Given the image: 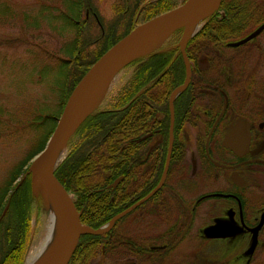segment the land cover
Wrapping results in <instances>:
<instances>
[{"label":"flooded vegetation","instance_id":"flooded-vegetation-1","mask_svg":"<svg viewBox=\"0 0 264 264\" xmlns=\"http://www.w3.org/2000/svg\"><path fill=\"white\" fill-rule=\"evenodd\" d=\"M230 26L206 24L190 42L172 131L185 64L157 79L170 81L166 105L145 97L123 135L110 126L75 155L63 188L82 226L108 227L81 235L67 264H264V0L250 31L231 40Z\"/></svg>","mask_w":264,"mask_h":264},{"label":"trees","instance_id":"trees-1","mask_svg":"<svg viewBox=\"0 0 264 264\" xmlns=\"http://www.w3.org/2000/svg\"><path fill=\"white\" fill-rule=\"evenodd\" d=\"M185 1L118 0L112 5L113 17L106 20L92 0H73L71 5L70 3L66 4V0H64L65 12L63 13L66 24L75 30L76 37L71 59L68 60V65L64 69V86L63 92L60 94L61 104L59 103V111L56 116L49 115L46 118L52 123L51 129L23 161L17 163L16 169L10 172L0 186V215L8 205L6 214L0 220V264H23L24 262L31 234L32 207L39 206L41 198L37 199L32 195L29 174L20 186L18 184L27 174L33 158L44 149L61 115L62 106L74 87L91 66L135 26L175 9ZM66 5L68 6L66 7ZM72 14L74 16L76 14L78 17L74 18ZM224 22L231 25L229 28L231 40L239 39L250 31L254 26V0H222L218 10L205 21L204 25ZM91 28L97 32V35H93ZM181 33L182 30L174 32L171 43L165 48L146 57L135 59L124 67L131 69L128 78L109 99L106 106L88 116L71 138L67 155L54 172V176L62 186L67 183L66 177L75 179L77 176L78 171L75 163H71L75 155L93 151L92 147L96 141L106 140L111 134L108 133L110 126L118 131L117 135H123L122 129L126 125L121 122L124 119H134L136 115H139L138 106L144 102L145 97L149 102V96H153L156 91H159L165 95L166 105V99L170 92L167 86L170 81L167 79L161 86L157 79L161 74L166 78L170 72L183 75L184 62L177 46ZM193 39L195 36L186 45L185 52L188 58L190 42ZM183 77L179 76L173 82H182ZM163 112L167 116L166 106H164ZM111 116L114 119L110 118ZM72 153L75 154L71 160ZM87 166L88 169L91 167V165ZM67 190H69V186H67Z\"/></svg>","mask_w":264,"mask_h":264},{"label":"rangeland","instance_id":"rangeland-1","mask_svg":"<svg viewBox=\"0 0 264 264\" xmlns=\"http://www.w3.org/2000/svg\"><path fill=\"white\" fill-rule=\"evenodd\" d=\"M72 1L66 0V4ZM92 1L104 19L113 17L112 5L118 0ZM63 3L0 0V186L51 129L52 123L46 118L59 111L64 69L76 37L75 30L66 24ZM171 38V34L166 36L160 47L168 46ZM130 73V68L118 72L95 111L106 106ZM41 198V204L32 207L31 234L23 264L46 235L48 213Z\"/></svg>","mask_w":264,"mask_h":264},{"label":"water","instance_id":"water-1","mask_svg":"<svg viewBox=\"0 0 264 264\" xmlns=\"http://www.w3.org/2000/svg\"><path fill=\"white\" fill-rule=\"evenodd\" d=\"M221 1L186 0L179 7L135 26L125 37L106 51L74 87L44 149L33 158L28 167L27 174L22 177L18 184L20 186L29 174L32 195L35 198H41L43 194H49L56 204V207H54L56 213L59 215L60 212L61 216H65L66 227L61 244L40 264H67L81 235L98 234L108 227L91 230L81 225L79 214L74 207L70 195L54 176L55 170L61 163L54 165L56 156L61 150L66 149L68 142L75 135L79 127L95 111L96 105L102 98L101 94L104 88L112 84L118 72L133 60L146 57L162 49L160 46L164 39L156 48L143 55L135 56V53L160 38H165L169 34L173 35L174 32L182 30L177 46L186 66V80L170 96V130L172 131L173 101L176 95L187 87L190 79V65L185 52L186 45L202 28L205 21L218 10ZM194 24H200L198 31L188 35L190 28ZM252 38H254V32L244 40L231 45L237 46ZM7 209L8 205L5 206L0 220L6 214Z\"/></svg>","mask_w":264,"mask_h":264},{"label":"bare ground","instance_id":"bare-ground-1","mask_svg":"<svg viewBox=\"0 0 264 264\" xmlns=\"http://www.w3.org/2000/svg\"><path fill=\"white\" fill-rule=\"evenodd\" d=\"M200 25V24H199ZM199 25H193L188 35L194 34L199 29ZM164 38H160L157 41H154L145 47L141 48L139 51L135 53V56L143 55L154 48H156ZM111 84L107 85L102 94L101 97L106 95L109 87ZM67 154V148L60 151V153L56 156V160L54 165H57L63 160V158ZM43 199L45 202V205L47 207V213H48V223H47V231L46 235L40 245V247L32 253L31 256H29L26 260V264H40L45 258L48 257V255L58 248V246L61 244L64 233H65V227H66V221L65 216H61V213L59 212V215L56 213V210L54 207H56L55 202L53 201L52 197L49 194H43Z\"/></svg>","mask_w":264,"mask_h":264}]
</instances>
